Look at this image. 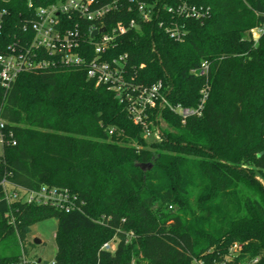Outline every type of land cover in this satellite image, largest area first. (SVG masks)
<instances>
[{
    "label": "trees",
    "instance_id": "1",
    "mask_svg": "<svg viewBox=\"0 0 264 264\" xmlns=\"http://www.w3.org/2000/svg\"><path fill=\"white\" fill-rule=\"evenodd\" d=\"M57 1L0 0L4 44ZM183 4L205 16L167 12ZM159 6V18L122 35L113 53L128 54L136 84L162 80L173 104L195 107L206 92L203 114L182 122L165 109L163 134L151 140L82 69L30 71L0 85V118L16 141L3 147L0 175L26 190L67 189L80 207L9 205L0 188V244L12 236L23 244L33 225L55 218L57 264H264V32L251 33L264 26V0ZM203 63L206 75L192 73ZM111 241L115 250L103 249ZM0 264L34 262L0 252Z\"/></svg>",
    "mask_w": 264,
    "mask_h": 264
},
{
    "label": "built area",
    "instance_id": "2",
    "mask_svg": "<svg viewBox=\"0 0 264 264\" xmlns=\"http://www.w3.org/2000/svg\"><path fill=\"white\" fill-rule=\"evenodd\" d=\"M31 6V4H30ZM167 12L186 18L200 19L205 13L186 4L177 8L167 7ZM122 14L120 20L110 26L105 22L113 14ZM159 0H58L46 7L37 8L34 16L22 26V37L15 36L4 44L3 24L0 15V85L8 89L25 72L49 71L59 68L82 69L97 85L110 89L124 104L129 118L143 130L144 137L158 140L165 124L162 112L169 109L182 119L201 116L207 93H203L195 107L173 104L168 97V87L162 80L153 85L136 84L128 67V54H114L122 35L159 18ZM104 28V29H103ZM170 36L181 38L177 30L167 29ZM264 26L252 30L257 40ZM209 66L203 63L192 73L204 76ZM114 129L110 130L113 134ZM9 135V137H8ZM12 134L6 133V125L0 118V144H16ZM1 169V162H0ZM0 188L9 205L17 202L35 205H52L67 211L80 209L79 197L67 189L42 186L36 190L20 188L9 181L5 171L0 175ZM117 243L104 244L103 249L115 250ZM234 244L231 251L240 250ZM257 260H255L256 262ZM39 264V263H36ZM49 264H57L54 259Z\"/></svg>",
    "mask_w": 264,
    "mask_h": 264
},
{
    "label": "rangeland",
    "instance_id": "3",
    "mask_svg": "<svg viewBox=\"0 0 264 264\" xmlns=\"http://www.w3.org/2000/svg\"><path fill=\"white\" fill-rule=\"evenodd\" d=\"M2 153L3 146L0 144V157ZM56 230L57 220L55 218L38 222L32 226L31 232L23 244L17 237L12 236L0 244V252L4 254L20 253L34 264H36V260H41L43 264H49L55 259L57 251ZM36 240H39L40 243L37 244ZM24 248H26L27 253ZM245 262L241 261L240 264H245Z\"/></svg>",
    "mask_w": 264,
    "mask_h": 264
},
{
    "label": "water",
    "instance_id": "4",
    "mask_svg": "<svg viewBox=\"0 0 264 264\" xmlns=\"http://www.w3.org/2000/svg\"><path fill=\"white\" fill-rule=\"evenodd\" d=\"M103 29H104V28H103ZM141 167H142L143 169H149V168L152 167V164H142ZM35 242H36L37 244L40 243L39 240H36Z\"/></svg>",
    "mask_w": 264,
    "mask_h": 264
}]
</instances>
